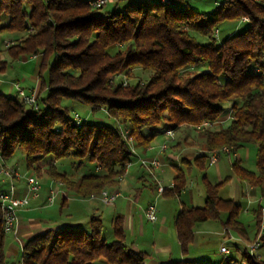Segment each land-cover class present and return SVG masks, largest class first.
Returning a JSON list of instances; mask_svg holds the SVG:
<instances>
[{"label":"trees","instance_id":"trees-1","mask_svg":"<svg viewBox=\"0 0 264 264\" xmlns=\"http://www.w3.org/2000/svg\"><path fill=\"white\" fill-rule=\"evenodd\" d=\"M100 8L87 0H0V55L12 61L39 57L38 109L0 91V163L8 166L5 160L21 150L27 175L46 174L85 199L116 187L136 156L120 136V126L129 129L135 150L145 149L160 126L195 129L230 113L225 124L199 130L206 151L228 147L236 152L254 145L255 170L237 160L231 168L264 194V0H222L207 12L172 0L130 1L97 13ZM227 21L245 26L217 41L212 30ZM6 64L0 59V71ZM135 69L147 74L145 81L127 80ZM64 99L92 112L103 110L119 126L76 122ZM67 157L78 160L74 173L56 168L55 161ZM205 158L204 153L195 160ZM84 162L93 166L78 175ZM227 179L204 180V204L179 210L174 228L184 258L161 264H212L185 258L195 225L207 220L219 221L226 233L246 243L256 238L264 206L258 203L253 210L256 232L250 240L239 220L240 204L218 194ZM184 187L179 172L161 195H179ZM1 216L0 211V264H5ZM103 229L101 217L91 216L88 229L66 226L36 234L23 244L21 263L146 264V254L133 251L126 241L122 216L112 219L110 241ZM230 257L226 264H264V256L251 255L246 245Z\"/></svg>","mask_w":264,"mask_h":264},{"label":"rangeland","instance_id":"rangeland-1","mask_svg":"<svg viewBox=\"0 0 264 264\" xmlns=\"http://www.w3.org/2000/svg\"><path fill=\"white\" fill-rule=\"evenodd\" d=\"M222 1V0H218ZM191 3L190 6L197 10L198 12H207L215 7L213 0H190ZM105 9L100 8L97 9V13H104ZM244 18V17H243ZM246 18V17H245ZM245 26V23H239V22H232L227 21L218 26V33L216 36L217 41L222 40L226 36L229 35L231 31H238L242 29ZM196 38L204 42L205 38L199 35H196ZM1 60H5L7 62L4 70L0 71V90L2 89L4 94L7 95L10 88H14L15 90V83H18V86L21 88H28L32 85V81L34 78H37L36 73V67H37V58L36 57H28V56H22L14 61H12L9 56L5 53H1L0 55ZM45 76V74H44ZM132 78H127V80L130 83L136 82L137 80L145 81L147 78V74L141 72L139 69H135ZM121 77V76H120ZM62 104L67 107L69 110V114H77L81 121L85 120L90 123L95 124H108L115 127L119 126V123L117 120L112 119L106 115V113L103 110L92 112L90 107L84 104H81L75 100L71 99H64L62 101ZM197 126V125H196ZM194 129V126H191ZM196 130V127H195ZM199 132V130H197ZM200 133V132H199ZM255 153L256 148L254 145H247L245 147H242L238 149L235 152V155L231 153L230 160L228 161L224 153H222L219 157V160L216 165L210 164L207 160V158L201 163V164H195L194 162H191L189 165L185 162L179 164L184 180H185V188L184 191L186 193L182 194V196L178 197V195L175 196H165L173 199L169 202L168 199L165 197H160L159 199H155L153 202L155 203V206L158 210H162L163 208H169L172 210L173 203L175 202L177 205L181 201L189 202V197H191L192 204L202 206L203 205V196L205 193V186H204V180H213L217 178L218 174L223 177V180L229 176V179H227L224 183H222L218 187V194L224 198L233 197L235 194V181H237V177L232 172V168L230 166L231 163H233L235 160H239L240 163L246 167L249 170H255ZM238 156V157H237ZM10 162L14 164V167L17 168L18 172L23 175L26 174L25 169V157L24 153L21 150L15 151L14 155L10 158ZM56 168L59 171L67 172L68 174L74 173L76 170L75 168L78 165V160L74 158H59L55 161ZM9 166V165H8ZM93 164H89L88 162H84L83 166L79 171H77L78 175L87 171V167L91 168ZM171 169V175L168 172H165L161 175V179L167 184L168 178L173 179L172 172L176 171L175 167L170 168ZM179 173L176 172L175 175ZM174 174V172H173ZM36 177V176H35ZM44 175L41 178H38L40 187L43 183ZM218 182V181H217ZM220 182V181H219ZM242 184V195L240 198V212H239V220L244 224V226L247 229L248 237L250 240L253 239V236L256 232V223L255 218L253 214V210L257 207L258 203L261 206H264V194H261L260 191L255 190L250 195H246V189L245 184ZM7 183L5 181V178L3 175L0 174V190L7 188ZM47 189H52L55 193V199L53 204L50 206H45L44 208H48V211H57L61 210L62 217L66 219L69 222H73L74 220H77L79 222H83L86 220L87 213L84 209H82L77 202L69 201L68 206L61 207V201H62V194L63 187H61L55 180H50L47 182L46 185ZM48 190V193H49ZM141 194L140 198H135L137 196V192L134 191L131 196L132 200L134 201V214L135 217L140 219V215L144 214L140 210H136L137 204H139V207L143 206L142 204L146 201L148 196H153L152 192L150 190H144ZM165 199V200H163ZM136 200V201H135ZM188 204V203H187ZM84 205H89L88 202H84ZM112 209L108 206L103 207V216H102V222L104 225L102 236L107 240L110 241L112 237H110L107 232L110 228L111 224V211ZM70 214V215H69ZM208 223H214L215 227H217L218 221H209ZM81 226V225H79ZM140 227H143L144 229V236L138 237V229ZM154 224H151L148 221H145V218L141 221V226H138L137 232L135 234V237H137L138 244H141L143 249L150 252L153 250V243L157 245H160L163 243V241L166 239L167 243H172V245L175 247V251L178 254L180 253L179 246L177 244L176 234L173 230L169 232V235H163L156 230ZM206 226H201L197 228V232L195 233V237L192 241V243L189 245V248L191 250V253L193 256H195V260L198 261H209L212 264H226V262L223 259V254L219 252L220 245L225 246L231 256H235L234 251L236 245L240 248L236 250V255L239 254L240 251H242V247H244L243 241L235 234L228 232L224 235L219 233H207L206 232ZM87 229V228H86ZM219 231H223L221 227H218ZM171 233V234H170ZM129 234V233H128ZM232 235V238L229 236ZM132 239L131 236H128ZM247 243L245 242V245ZM257 255L264 256V246L259 247L256 250ZM98 261L94 262V264H97ZM6 264V262H5ZM8 264H22L21 263V257H17L10 261Z\"/></svg>","mask_w":264,"mask_h":264},{"label":"crops","instance_id":"crops-1","mask_svg":"<svg viewBox=\"0 0 264 264\" xmlns=\"http://www.w3.org/2000/svg\"><path fill=\"white\" fill-rule=\"evenodd\" d=\"M90 1V0H87ZM130 1H137V0H107L106 3L102 6L105 11H111L114 8L122 7L127 2ZM176 3H191L190 0H172ZM220 1L213 0L214 5H217ZM37 58V65L39 63V57ZM37 70V67H36ZM39 88V81L37 78H34L32 81V85L28 88H23L27 93L31 91L37 92ZM2 93L3 90H0ZM15 90L14 88H10L8 94H14ZM226 123V122H225ZM224 123V124H225ZM164 126L158 127L155 132L156 135L150 142L149 146L145 149H136V156L133 157L132 165L127 170L126 174L122 176V178L119 181V184L116 187L108 188L114 192H118V196L114 201V204L112 206H109L112 210L111 216L112 219L115 216H122L124 221V234L126 241L128 244H130L131 248L135 252H144L146 254L145 263L146 264H161V263H167L172 260L182 259L184 256L180 253L177 255L175 251V247L172 245V243H167L166 239L161 243L160 245L153 243V250L148 252L141 244H138L137 237H135V234L137 232L138 226H141V221L144 219V214L142 216L140 215V219L137 220L134 214V201L132 200L131 194L136 191L137 196L135 198H140L141 194L145 192L144 190H150L153 194V196H148L146 201L142 204L143 206L139 207V204L136 206V210H140L143 212V209L148 203H154L153 201L155 199H159L160 197H165L164 195H158L156 193V183L152 176L138 163L137 156H143L146 158L156 157L160 162L161 166L158 169H154L155 175L158 178V180L161 182L164 188L172 187L173 185V179L169 178L168 183L166 184L162 179L161 175L165 172H168L171 175V167L174 168L176 171L172 172L173 178L176 176V172H181L182 170L179 166L180 162H185L186 164H190L191 162H194L195 164H201L202 161H196L195 159L204 154L206 152L205 148V139L200 135V133L193 129L191 126L181 125L177 126L176 128H172L173 131V138L171 141L168 142V146L164 151L159 150V145L165 140L164 136ZM235 153V152H234ZM228 156L227 160H230L231 154H225ZM235 155V154H234ZM220 157V156H219ZM238 157V156H237ZM206 159V158H205ZM11 159L5 160L6 165H14L12 162H10ZM219 160V158H218ZM218 160L213 163V165H216ZM239 161V160H237ZM240 162V161H239ZM232 164V163H231ZM230 164V166H231ZM242 165V164H241ZM232 170V169H231ZM20 174V173H19ZM183 174V173H182ZM21 175V174H20ZM27 175V171L26 174ZM43 176V175H42ZM184 177V176H183ZM41 178V177H40ZM37 179V178H36ZM44 181L41 184V193L40 197L38 199H35L31 201L29 206L22 207L18 210L17 214V222L16 227L14 231L10 233H5L3 237V253L5 256V262L6 264L10 263L11 260L21 257V250L22 246L25 243V241L39 233H42L47 230H57L62 227H81L84 229L89 228V219L91 216H100L102 219L103 216V206L99 203L96 199H89V198H78L76 197L70 190L63 187L62 194V201H61V207L68 206L69 201L77 202L79 206L84 209L87 213L86 220L83 222H79L77 220H74L73 222H69L66 219L62 217L61 210H57L56 212L48 211V208L43 207V201L45 197L49 194L48 190L46 188L47 182L51 179L44 174L43 177ZM223 177L218 174L217 178L213 180H208L210 183H216L217 181H222ZM7 185L8 181L5 179ZM38 181V179H37ZM39 182V181H38ZM245 184L243 181L239 180L237 178V181H235V194L233 197L225 198V199H232L233 201L239 203L240 198L242 195V184ZM16 190L15 194L17 196H22L25 193L26 190V182L23 177L15 180ZM185 188V187H184ZM246 189V195L252 194L255 190H258L256 188H251L249 186H245ZM1 191V190H0ZM50 191V190H49ZM259 191V190H258ZM186 193L184 189L181 190L178 197L182 196V194ZM222 197V196H221ZM167 198V197H165ZM224 198V197H222ZM170 206V202L173 200L171 198H167ZM165 200V199H163ZM191 197H189V202L181 201L178 205L174 202L172 210L169 208L158 210V220L155 222H150L151 224L155 225V229L160 231L163 235H169V232L171 229L174 228V220L179 212V210L183 207H200L199 205L192 204ZM205 200V193L203 196V204ZM88 202L89 205H84V202ZM136 201V200H135ZM188 203V204H187ZM155 204V203H154ZM70 215V214H69ZM111 219V222H112ZM145 221H147L145 219ZM209 221H215V220H207L204 222H200L195 225L194 227V237L195 233L197 232V228L201 226H206V232L209 233H221L224 235L223 232L225 230L223 229L221 223L218 221V226L215 227L214 223H208ZM81 225V226H79ZM218 227H221L223 231H219ZM175 231V228H174ZM129 233V234H128ZM138 237L144 236V229L143 227H140L138 229ZM107 234L112 237V229L111 224L110 228L108 229ZM171 234V233H170ZM176 234V232H175ZM226 234V232H225ZM128 236H131L129 238ZM232 238V235L229 236V238ZM242 240V239H241ZM243 241V240H242ZM178 244V241H177ZM243 244L245 245V241H243ZM179 246V244H178ZM222 246V245H220ZM241 250V246L238 247L236 245L234 254L236 255V250ZM243 248V247H242ZM180 250V247H179ZM195 256L192 255L190 248H188V254L185 256L186 259L195 260ZM238 257V256H237ZM208 261V260H207ZM97 264H105L102 261H98Z\"/></svg>","mask_w":264,"mask_h":264},{"label":"built area","instance_id":"built-area-1","mask_svg":"<svg viewBox=\"0 0 264 264\" xmlns=\"http://www.w3.org/2000/svg\"><path fill=\"white\" fill-rule=\"evenodd\" d=\"M107 0H90L89 4L93 8H100L102 7ZM162 3H168L170 0H161ZM243 21H246L247 18H242ZM212 33L214 36H217L218 29H213ZM3 44L7 46L9 44L8 40H4ZM125 80L123 81V85H125ZM14 95L19 97L23 103L31 107L33 109H38V97L37 92L31 91L27 93L23 88L18 86V83H15V92ZM73 119L76 122H80V118L75 113L72 115ZM230 117V113H228L225 117L219 118L216 121L208 122L204 121L201 124L195 126L197 130H200L202 128L207 127H217L221 124H224L226 121H228ZM165 140L159 145V150L164 151L167 146L168 142L172 140L173 138V131L170 128H165L164 131ZM119 134L122 137V139L127 143L131 153L134 155L136 154L135 145H134V139L129 134V129L124 126L119 127ZM224 154H235L232 152L228 147H222L218 150L213 151H206V158L210 164L215 163L219 156ZM0 161H1V155H0ZM138 163L152 176L156 183V193L158 195H161L163 191V185L158 180V178L155 175L154 169H158L161 166V162L156 157L146 158L143 156H137ZM132 162H129L125 166V173L126 174L128 168L131 166ZM0 174L4 176V178L8 181V186L6 189H3L0 191V211L2 214V230L3 233H10L14 231L16 227L17 222V214L18 210L22 207L29 206L31 201L38 199L40 197L41 193V187L35 176L33 175H20L17 168L13 166H3L0 163ZM23 177L26 182V190L25 193L22 196H17L15 194L16 185L15 180ZM60 186H62V183L60 181H56ZM118 196V192H114L109 189H102L99 193L93 194L89 197V199H96L99 201L100 204L103 206H112L114 204L115 199ZM55 199V193L52 189H50L49 194L45 197L43 201V207L50 206L53 204ZM144 217L147 221L155 222L158 220V214H157V208L154 203H148L145 208L143 209ZM262 239H264V220H262L259 232L256 236V238L246 244V249L251 255H257L256 250L261 247L262 245ZM219 252L223 254V259L226 262H230V252L225 246L219 247Z\"/></svg>","mask_w":264,"mask_h":264}]
</instances>
